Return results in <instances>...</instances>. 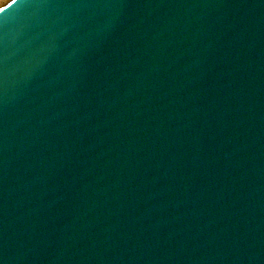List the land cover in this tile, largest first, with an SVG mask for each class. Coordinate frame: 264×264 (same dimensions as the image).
<instances>
[{"label":"water","instance_id":"water-1","mask_svg":"<svg viewBox=\"0 0 264 264\" xmlns=\"http://www.w3.org/2000/svg\"><path fill=\"white\" fill-rule=\"evenodd\" d=\"M0 264H264V0L0 8Z\"/></svg>","mask_w":264,"mask_h":264},{"label":"rangeland","instance_id":"rangeland-1","mask_svg":"<svg viewBox=\"0 0 264 264\" xmlns=\"http://www.w3.org/2000/svg\"><path fill=\"white\" fill-rule=\"evenodd\" d=\"M7 1H11V0H7ZM7 1L6 0H0V4H2L4 6V5H6L8 3ZM2 5H0V8L3 7Z\"/></svg>","mask_w":264,"mask_h":264},{"label":"bare ground","instance_id":"bare-ground-1","mask_svg":"<svg viewBox=\"0 0 264 264\" xmlns=\"http://www.w3.org/2000/svg\"><path fill=\"white\" fill-rule=\"evenodd\" d=\"M6 1H7V0H6ZM7 2L9 3L10 1H7ZM0 5H2V4H0ZM2 6H3V5H2ZM2 6H1V7H2Z\"/></svg>","mask_w":264,"mask_h":264}]
</instances>
